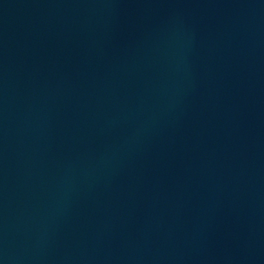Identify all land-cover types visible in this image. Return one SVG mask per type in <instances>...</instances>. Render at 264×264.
I'll use <instances>...</instances> for the list:
<instances>
[{"label": "water", "instance_id": "95a60500", "mask_svg": "<svg viewBox=\"0 0 264 264\" xmlns=\"http://www.w3.org/2000/svg\"><path fill=\"white\" fill-rule=\"evenodd\" d=\"M0 264H264V0H0Z\"/></svg>", "mask_w": 264, "mask_h": 264}]
</instances>
